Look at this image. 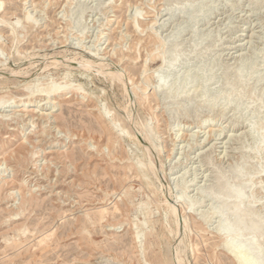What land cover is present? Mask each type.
I'll return each instance as SVG.
<instances>
[{
	"label": "rangeland",
	"instance_id": "1",
	"mask_svg": "<svg viewBox=\"0 0 264 264\" xmlns=\"http://www.w3.org/2000/svg\"><path fill=\"white\" fill-rule=\"evenodd\" d=\"M200 1L0 0V264H177L180 255L186 264H236L225 246L234 236L218 235L225 220L202 221L223 205L210 193L242 166L233 185L254 179L250 199L264 210V0H205L198 12ZM175 45L179 65L162 67ZM196 47L199 57L189 53ZM183 74L186 83L156 93L159 77L170 88ZM41 79L73 88L28 98ZM112 119L142 142L119 135ZM139 123L155 128L156 149ZM144 157L147 176L134 166ZM148 196L154 212L143 224ZM179 198L194 202L188 212Z\"/></svg>",
	"mask_w": 264,
	"mask_h": 264
},
{
	"label": "bare ground",
	"instance_id": "2",
	"mask_svg": "<svg viewBox=\"0 0 264 264\" xmlns=\"http://www.w3.org/2000/svg\"><path fill=\"white\" fill-rule=\"evenodd\" d=\"M205 0L203 1H200L199 4H197V11L198 12H201L202 9H203V5L205 4L204 3ZM2 7V4L0 3V8ZM185 7V6H184ZM84 8V7H83ZM183 8V7H182ZM186 8V7H185ZM192 8V7H191ZM181 9V8H180ZM187 9V8H186ZM190 9V8H189ZM81 11V13H83V9H79ZM184 10V9H183ZM192 10V9H191ZM190 10H188V13H189ZM196 11V10H195ZM196 11V12H197ZM182 12V11H181ZM180 12V14H181ZM185 12H187V10H184L182 13L184 16L188 15L185 14ZM197 12V14H198ZM80 13V14H81ZM170 14V13H168ZM172 15V14H171ZM182 15V14H181ZM182 15V16H183ZM170 16V15H168ZM168 16L167 19L169 18ZM197 16V15H195ZM3 18V17H2ZM196 17H193V18H190L191 21H193ZM1 19V18H0ZM189 19V18H188ZM3 20V19H2ZM26 20L29 24H32L33 26H35V23L33 22V19L30 17V16H26ZM20 22H18L19 24ZM14 31V34L16 33V28L13 29ZM17 35V34H16ZM17 37V36H16ZM16 39V38H14ZM179 49V46L175 45L174 49L172 50V53L171 55L168 57V59H163L162 60V64L161 66H166L168 69H173L175 66L179 65L181 59L180 56L179 57V54H178V50ZM181 49V48H180ZM195 49V48H194ZM192 49L189 53L191 55V53H194L196 56H200L201 55V51L202 49L201 48H197L194 50ZM185 51H183L184 53ZM180 53V52H179ZM188 53V54H189ZM182 54V53H180ZM194 55V56H195ZM153 57H156L158 56L156 53H153L152 54ZM184 56V55H183ZM92 61V60H90ZM87 61H84L83 63H85ZM94 62V60H93ZM91 62L90 64L93 65ZM194 61H192V63L190 62L189 65L187 66V69L185 70L186 74H191L193 73L195 70H196V66L195 64L193 63ZM196 62V61H195ZM55 66H57L59 63L58 62H55L54 63ZM82 64V63H81ZM89 65V64H88ZM96 65V64H95ZM80 66V65H79ZM85 66V64L83 65ZM94 66V65H93ZM86 67V66H85ZM84 67V68H85ZM89 68V67H88ZM87 68V69H88ZM227 68V67H226ZM91 69V68H90ZM89 69V70H90ZM102 69V68H101ZM106 69V68H105ZM199 69V67H198ZM83 70V69H82ZM103 70V69H102ZM83 73V72H82ZM186 74H183L186 75ZM248 74H246L244 71L240 72L239 75L237 76V79H235V81L233 82L234 85H237L239 83H242L243 80L247 77ZM183 76H178L177 80L173 81L174 82V85H171L172 87L170 88H167L166 87V83H165V79L163 77H159L157 79V85H156V88H155V91L156 93H159V92H162L164 93L165 91L168 92V93H171V91L173 90H176V86L179 85V80L181 79L182 81L185 82V79H182V78H187V76L183 77ZM165 77V76H164ZM249 77V76H248ZM121 78V77H120ZM167 78V76L165 77ZM154 79V77H153ZM168 80V78H167ZM188 80V78H187ZM150 81V80H149ZM6 82V81H5ZM45 79H41L37 82V84H33V85H28L29 88H28V92H27V97H33V95L37 94L38 97H43V99H52L56 96H58L60 93L64 92V91H68L69 89H72L73 87L71 86V83L66 81L65 84H61V85H54V84H51L47 87H45ZM4 83V82H3ZM181 83V82H180ZM74 86V85H73ZM168 87L170 85H167ZM75 87V86H74ZM84 87V86H83ZM82 86H79L77 89H81ZM175 88V89H174ZM136 94H138L136 92ZM186 96V95H185ZM12 97V96H11ZM190 95L188 94V96L186 97V99H190ZM27 98V99H28ZM182 98V97H181ZM27 99H24V102L25 100ZM41 99V98H40ZM56 99V98H54ZM12 100L11 98H8L7 100V103ZM178 100V99H177ZM6 100L3 98V97H0V109L3 107V105L5 104ZM12 102V101H11ZM41 102V101H40ZM175 103V102H174ZM173 103V104H174ZM125 104V103H124ZM215 104H211L210 107H209V111L210 113L213 111H215ZM5 107V106H4ZM7 107V106H6ZM126 108V107H125ZM12 109V108H11ZM248 109V106L245 107L244 111H247ZM24 110V105L21 104V105H16L13 107V111L11 113L10 111V115H6L7 117L4 118L5 121H8V120H13L14 118H16V116H19L20 114H18L19 112L23 111ZM25 112V111H24ZM40 111H38V114H39ZM111 111L109 110V108L107 109V107L105 109H103L102 111V115L104 117L106 116H110ZM22 113V112H21ZM18 114V115H17ZM24 114V113H23ZM21 114V116L23 115ZM26 114V113H25ZM41 115H44V116H49L50 113H40ZM185 114H188V111L185 112ZM2 117V116H1ZM46 118V117H44ZM49 118V117H48ZM47 118V119H48ZM110 118V117H109ZM178 118L175 119V121L173 122V124L175 125L176 122H177ZM24 121V120H23ZM113 121V130L116 131L119 135L121 136H128V138L130 137H133L131 135V133L129 131H125V130H121L120 129V125L118 123L117 120L115 119H112ZM35 122V121H34ZM140 122V120H139ZM10 125V124H9ZM25 125V124H24ZM34 125V124H33ZM33 125H30V128L33 126ZM140 127L142 128V131L144 132L145 134V137L147 138V141H149L153 147L156 149L158 147V144L156 143V132H155V128L152 127L150 128V130L146 131L144 129V124L143 123H139ZM174 125L172 126H169V130H172L174 128ZM35 126V125H34ZM154 126V125H153ZM253 128H256V127H253ZM21 129V128H20ZM126 129V128H125ZM12 130V129H11ZM14 130V129H13ZM28 130V129H27ZM24 131V130H23ZM45 133V132H44ZM138 141H137V140ZM131 140V139H130ZM134 144L139 142L141 143L142 140L140 137H136L132 139V141ZM133 146V145H132ZM261 147V146H260ZM264 147V145L262 146ZM140 149V148H139ZM152 151V150H151ZM264 151V149H263ZM148 159V158H147ZM146 160V157L144 158H141V159H138L136 161V163H134V166L135 167H138L139 170H137V172H139V175L140 174H143L144 176H147L148 174V164H146L144 161ZM150 160V159H149ZM262 161H263V158H262ZM262 165V164H260ZM132 166V165H131ZM146 167V168H145ZM155 168V167H154ZM246 170V167L242 166V167H239L235 170H232V173L229 175V177L225 180H221L220 182V185H218V187H221L218 191H215L216 188L214 191L215 192H212L210 193V197L211 199H218V198H223L222 200L221 199H218V201H222L223 202V205H221V207L219 208V210L217 209L216 211H213L211 213H208L206 215H204L203 217V221H202V224L203 226L205 224H207L208 222H210L212 219L214 218H219L221 220H225V223H222L221 227L218 228V235L219 237L221 238V240H224V242L226 241V238H228L230 235H233L232 237V240L228 241V243L225 245L226 248H227V252L231 255L233 253V257H234V260L236 262V264H264V252L262 250V243L263 241L261 240L263 237H264V217L261 218V213L262 211L264 210H261V205L257 204L256 200L255 202L250 199L251 197V186L253 188L255 182L254 179L252 181V178L249 177L246 182H242L240 184V187L238 189H235L233 183L236 182V179H239L241 176H243V173H245L246 175V172H244ZM256 170V169H255ZM260 170H264V166H261V169ZM150 171V170H149ZM249 172V171H248ZM247 172V173H248ZM152 173V172H151ZM157 173V172H156ZM156 175V174H155ZM253 175V174H252ZM151 177V175H149ZM218 176V175H217ZM153 178V177H152ZM245 178V177H244ZM241 180V179H240ZM95 181V180H94ZM217 181V180H216ZM253 182V183H252ZM262 183V182H261ZM144 184H146L147 187L150 188L151 184H152V181L151 180H148L147 182H144ZM157 184V183H156ZM214 184H217V183H214ZM219 184V183H218ZM236 184V183H234ZM239 184V183H238ZM237 185V184H236ZM263 185V184H262ZM157 186V185H156ZM213 186V185H212ZM262 187V186H261ZM264 188V187H263ZM151 194H156V190H152V193ZM160 194V193H159ZM264 197V196H263ZM150 198L151 196H148L147 197V200L144 201L141 205H142V208L141 209V215L143 216V224H147V223H150V219L153 215V212H154V209L153 207L151 206V203H150ZM260 199V198H258ZM159 200V199H158ZM177 202H179L180 204H183V202L187 203V207H185V211L188 212V210H190L191 208V204H194V202H187L185 201L184 199L182 198H179V199H176ZM262 200V199H261ZM193 201V200H192ZM217 201V200H216ZM171 202V201H170ZM260 203V202H259ZM172 204H170V206L167 207L166 209V213H165V219H168L169 215H172L174 212H175V208L173 206H171ZM218 207V206H217ZM260 207V208H259ZM157 208H159L157 206ZM264 208V207H263ZM262 208V209H263ZM119 209L118 207H115V210ZM100 214H99V219L102 220L104 219L108 214H109V211L104 208L103 210L99 211ZM185 213V212H184ZM20 214V213H19ZM115 214V213H113ZM111 215V214H110ZM109 216V215H108ZM174 217V220H175V216ZM142 218V217H141ZM171 218V217H170ZM177 218V217H176ZM261 218V219H260ZM163 219V218H162ZM173 220V221H174ZM178 221L180 219H177ZM176 220V221H177ZM138 220H135L133 221V226H136L137 228L140 227V224L139 222L137 223ZM164 221V220H163ZM177 221V222H178ZM182 221V220H181ZM184 221V220H183ZM132 223V222H131ZM181 222H179L180 224ZM163 224V223H162ZM176 225V224H175ZM179 226H182V223L181 225ZM202 226V225H201ZM87 229H95L94 227V222L91 221V223L87 224L86 225ZM147 227V226H146ZM184 229L187 228V226L183 227ZM176 229V228H175ZM173 229V230H175ZM178 229V228H177ZM176 229V230H177ZM180 229V227H179ZM179 229L177 231H179ZM184 229L182 231V229H180L181 231L180 232H184ZM26 232V228L23 229V234H25ZM174 232V231H173ZM138 235L140 236V231H137ZM178 233V232H176ZM52 235L47 234L48 237H50ZM162 235V234H161ZM166 236H167V233H166ZM175 236V235H174ZM181 236V235H180ZM179 236V237H180ZM242 236H245L246 239H242L240 237ZM158 237V236H157ZM176 237V236H175ZM174 237V238H175ZM242 239L243 241H241L240 239ZM45 238L41 239L38 243V246L41 245L43 243ZM240 241H239V240ZM238 240V241H237ZM182 241V239H181ZM209 241V240H208ZM236 242H240V244H237ZM183 243V242H182ZM162 244V243H161ZM235 244L237 246V248L235 249ZM193 246V245H192ZM264 246V244H263ZM158 249V248H157ZM179 249V248H178ZM264 249V248H263ZM256 252V255H255V252ZM179 252V251H178ZM250 252H254V255H255V258L253 261L249 262L247 260V257L250 258L252 257V255L249 257V253ZM183 253V251L181 252ZM180 252L178 253V256L181 254ZM162 254V253H161ZM251 254V253H250ZM253 255V256H254ZM184 256V255H183ZM232 257V258H233ZM186 258V257H185ZM164 259V258H163ZM251 260L253 259L250 258ZM163 261V260H161ZM186 261V260H185ZM189 261V260H188ZM187 262V261H186ZM186 262L184 263V259L181 257V255L179 256L178 258V261H177V264H186ZM222 263V262H221Z\"/></svg>",
	"mask_w": 264,
	"mask_h": 264
}]
</instances>
